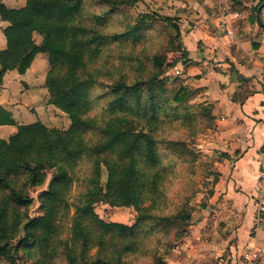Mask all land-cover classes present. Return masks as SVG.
<instances>
[{
  "label": "clouds",
  "instance_id": "obj_1",
  "mask_svg": "<svg viewBox=\"0 0 264 264\" xmlns=\"http://www.w3.org/2000/svg\"><path fill=\"white\" fill-rule=\"evenodd\" d=\"M48 2L69 9L67 15L45 22L64 29L60 46L65 51L79 43L82 56L80 64L70 68L50 52L39 54L44 99L58 100L80 85L73 108L64 107L86 127L51 155L23 157L33 167L44 165L38 182L23 166L0 167V225L7 226L13 250L11 257L0 256V264H201L223 253L228 243L214 228L208 230L212 209L202 205H207V186L221 150L231 153L235 148L247 152L236 165L245 169V177L237 172L233 180L234 189L237 182L243 186L242 196L232 206L236 212L229 208L223 217L224 231L244 225L233 264H253L257 256L264 264V110L258 122L251 111L247 117L244 110L237 112L227 121L235 137L227 145L218 143L205 106L187 99L171 75L164 80L157 59L169 51L171 34L148 7L138 8L132 0ZM262 3L251 0L250 8ZM205 4L212 6L210 0H190L189 7L202 18L214 19ZM250 30L255 31V25ZM232 37L229 33L226 42L238 43L248 57L245 65H238L240 71L259 76L264 59L254 56L248 42ZM209 95L215 96L216 90L210 89ZM241 117L244 123L237 122ZM129 126L141 135L113 143L110 130ZM198 138L210 144L198 146ZM237 159L229 156L220 167L231 168ZM125 184L130 193L127 211L102 223L90 211L98 189L105 187L109 199H115ZM18 197L30 198L31 207ZM240 211L246 213L243 221ZM31 217L37 220L26 228Z\"/></svg>",
  "mask_w": 264,
  "mask_h": 264
},
{
  "label": "crops",
  "instance_id": "obj_2",
  "mask_svg": "<svg viewBox=\"0 0 264 264\" xmlns=\"http://www.w3.org/2000/svg\"><path fill=\"white\" fill-rule=\"evenodd\" d=\"M2 2L8 8H10L9 6L14 7L12 1L2 0ZM195 2L203 3V0H195ZM250 3L248 0H239V3L234 0H210L212 6L209 7V4H205L204 8L208 15H214V19L202 18L198 12L192 9L191 25L186 28L185 32L180 29L181 42L188 54L189 61L185 65H180L175 73L179 75L181 83L188 91L196 92L194 99L212 107L214 117L212 132L218 143L223 142L226 145L236 135L227 123L229 119L236 116L237 112L244 110L243 117H247L248 111H251L252 118L258 122L260 113L264 110V80L260 79V77H264V72H261L259 76L256 74L244 75L238 67V65L243 66L247 62L248 57L244 49L239 47L238 43L226 42V38L229 36L227 32H230L233 34V41L248 42L254 56L264 59V56L261 55V52L264 51V6H262L264 3L256 11V7L253 9L254 16L251 14ZM225 7L226 10L221 11ZM221 16L231 18L224 20L221 19ZM236 23H240V28L236 27ZM253 25H255V31L250 30ZM6 26V23L0 22V49L2 50L5 48L2 30ZM42 75L43 66L39 62V55H37L25 74L19 75L16 71H11L4 76L0 88V108L10 113L17 125H22L23 117L28 113L26 107L28 108L34 103H36V107L40 106L38 99L33 98L37 90L35 86L41 85L38 89L39 101H42V104L46 103L42 92ZM9 79L11 80L8 81ZM22 86L30 89L27 96L23 97L26 100L24 107L16 105L15 96L10 95L11 89L15 90ZM210 89L216 90L215 96L209 95ZM222 95L227 96L228 99L223 100ZM244 95L247 97L243 98ZM243 117L238 118L237 122L244 123ZM35 119L42 123L41 119H37V117ZM15 131L14 126H0V139L7 140ZM225 155L227 157H224ZM229 156H237L239 159L231 168L220 167ZM245 156H247V152L241 154L239 148L233 149L231 153L221 150V157L217 158L214 163L218 178L210 194V203L215 204L221 198L219 207L223 212H228L229 208L232 212H236V208L232 206L237 203V197L242 196L243 186L237 182L238 186L234 189L233 180L237 172L240 173L241 179L245 177V169L236 167L244 160ZM239 215L242 221L246 218V213L243 211H240ZM223 221L227 226V221L225 219ZM243 229L244 225L241 223L228 230L225 237H220L222 241H228L225 251L215 257L207 258L201 264H221V261H224L225 252L229 254V257L224 262L233 264L231 258L234 257L235 249L243 242ZM249 235H255L254 231H249ZM260 260L261 257L257 264Z\"/></svg>",
  "mask_w": 264,
  "mask_h": 264
},
{
  "label": "trees",
  "instance_id": "obj_3",
  "mask_svg": "<svg viewBox=\"0 0 264 264\" xmlns=\"http://www.w3.org/2000/svg\"><path fill=\"white\" fill-rule=\"evenodd\" d=\"M234 1L239 3V0ZM132 3L134 5L135 0H132ZM258 8L259 7H256L255 11ZM68 11L69 9L66 5L58 6L48 2V0H27L23 7L16 9L6 7L2 0H0V22L7 24L2 30L5 48L0 51V87L2 86L6 73L16 71L19 75L25 74L31 67L34 58L41 52H50L56 61L67 63L70 68H75L80 64L82 56L81 45L74 42L71 50L65 51L64 48L60 46L65 36L64 29L45 22L58 15H67ZM164 21L168 22L170 28L173 29L175 33L174 40L177 44H174L170 50V53L175 54L174 57L163 55L157 59V64L163 76L178 62L185 65L189 61L187 59L188 54L181 43V34L177 22L171 18H165ZM35 35L42 39L39 45L34 41ZM175 81L179 83L181 92L187 99L193 100L195 98V91H188L179 80H174V83ZM48 82L52 83V81ZM79 88L80 85H76L69 92L61 93L58 100L46 101L47 105L54 107L66 115L69 120V127L66 130L47 128L41 122L29 125H17L12 119L11 114L0 108V126H14L16 129L15 133L7 140L0 139V167L8 170L23 166L31 171L34 182H38L40 180L41 169L44 165L41 163L33 167L27 160H24L23 157L29 153L51 155L63 149L69 143L71 137L75 136L86 127V125L75 116L69 117L64 107L66 106L68 109L73 108L79 97ZM244 97L246 98L247 96L244 95L243 98ZM117 106L121 108L124 107L121 102H118ZM204 106L205 111L213 123L214 117L212 115V107L210 105ZM154 107L155 103L152 108L145 110V114L154 109ZM109 135L112 137L113 143H127L131 138L141 134L129 126L126 128L118 127L112 129ZM224 157L227 156L225 155ZM99 167L101 171H103L104 164L100 163ZM3 179L4 177L0 176V180ZM216 181L217 178L215 179V182ZM40 195L43 196L44 193ZM17 199L19 203L29 208L31 207L30 198L25 199L24 197H18ZM129 202L130 193L126 184L121 185L120 191L115 199H109L108 192L105 190V187L102 186L98 189L97 197L94 198L90 204V211L104 223L106 221L101 219L96 213L97 206L107 205L109 207L127 208ZM36 220L37 218H30L28 223L24 226L27 228ZM12 255L13 250L7 238V226L0 225V256L11 257ZM16 262L17 261H15L14 264H16Z\"/></svg>",
  "mask_w": 264,
  "mask_h": 264
},
{
  "label": "rangeland",
  "instance_id": "obj_4",
  "mask_svg": "<svg viewBox=\"0 0 264 264\" xmlns=\"http://www.w3.org/2000/svg\"><path fill=\"white\" fill-rule=\"evenodd\" d=\"M14 2L13 6H9L10 8H21L25 5V0H9ZM251 2V0H248ZM190 0H135L134 6L138 8H143V7H148L149 10L151 11V15L154 18H159L163 24L170 30L171 34V47L169 51L164 54L165 56H171L174 57L175 54L170 53L171 48L174 46V44H177V42L174 40V31L172 28H170L169 23L165 22V18H171L177 22V25L179 29L183 30L185 32L186 28L191 25L190 23V17H191V11L192 9L189 7ZM264 6V5H262ZM251 14L254 16L255 12L251 8ZM169 10H174V11H169ZM182 15V17H180ZM255 19V17H254ZM253 19V20H254ZM264 22V21H263ZM264 24V23H263ZM240 28V23H236V27ZM185 27V29H184ZM242 27V26H241ZM243 28V27H242ZM214 35V34H212ZM41 37L35 35L34 36V41L36 44L41 43ZM182 43V42H181ZM180 65H183L181 62H178L173 68L169 69L163 76L164 80H167L169 76H172L173 82L174 80H180L179 75H176L175 71L178 69ZM9 79L8 81H10ZM177 81H175L176 83ZM178 83V82H177ZM39 84V83H38ZM179 84V83H178ZM243 86V85H242ZM39 87L41 85L39 84L36 90V95L34 93V97L36 100L38 99L39 102V107H36V103L34 105L26 107L27 114L25 117H23L22 120V125H29L33 124L37 121V119L42 120V124H44L47 128H54L58 130H66L69 127V120L64 115L61 113L59 110L55 109L54 107H51L50 105H47L46 103L42 104V101H39ZM1 88V87H0ZM30 89L26 86L18 87L17 89H11L10 90V95L15 96L16 99V105H19L21 107H24V104L26 102L23 97L27 96V93H29ZM249 92V91H247ZM7 97V96H6ZM34 99V100H35ZM37 102V101H36ZM50 106V107H49ZM36 109L37 111H35ZM33 115H32V114ZM36 116V117H35ZM41 122V121H40ZM210 130H214L213 123L211 125ZM210 142L207 138H198L197 139V144L198 146L200 145H208ZM214 167V165H213ZM215 168V167H214ZM217 170L215 168V173L212 176V179L209 181V184L207 186V194H208V199H207V205H202V206H209L212 210L208 214V221H207V228L209 231L215 229V231L220 235V237H225L227 235V231H224L226 228V224L224 220V216L227 214V212H223V210L220 209V204H221V198L215 204L210 203V194L214 189L215 186V179L218 178L217 175ZM217 175V177H216ZM41 194V193H40ZM39 209H37L38 211ZM127 211V208L125 207H109L107 205H99L96 208V213L97 215L103 219L104 221L106 220H115L122 212ZM31 218H36V217H31ZM184 231H187V228L184 229ZM211 239V237H209ZM229 257V254L225 252V255H223V260L225 261ZM18 264V261L16 262Z\"/></svg>",
  "mask_w": 264,
  "mask_h": 264
},
{
  "label": "built area",
  "instance_id": "obj_5",
  "mask_svg": "<svg viewBox=\"0 0 264 264\" xmlns=\"http://www.w3.org/2000/svg\"><path fill=\"white\" fill-rule=\"evenodd\" d=\"M229 33H230V32H227L228 35H229ZM259 257H260V256H257V257H256V259H255V261L253 262V264H257V262H258V260H259ZM239 259H240L241 261H244L246 258H245L243 255H241Z\"/></svg>",
  "mask_w": 264,
  "mask_h": 264
},
{
  "label": "water",
  "instance_id": "obj_6",
  "mask_svg": "<svg viewBox=\"0 0 264 264\" xmlns=\"http://www.w3.org/2000/svg\"><path fill=\"white\" fill-rule=\"evenodd\" d=\"M258 13H259V10L257 11V15H258Z\"/></svg>",
  "mask_w": 264,
  "mask_h": 264
}]
</instances>
